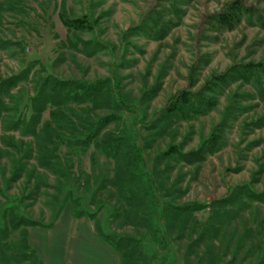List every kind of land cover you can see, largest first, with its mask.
Wrapping results in <instances>:
<instances>
[{
	"label": "rangeland",
	"instance_id": "rangeland-1",
	"mask_svg": "<svg viewBox=\"0 0 264 264\" xmlns=\"http://www.w3.org/2000/svg\"><path fill=\"white\" fill-rule=\"evenodd\" d=\"M246 65H264V0H0V81L23 73L0 91V212L41 224L1 235L0 264H122L95 220L73 215V198L103 228L140 237L154 254L143 264L166 253L144 227L147 215L127 219L116 161L96 141L80 145L85 128L108 114L116 120L98 140H134L144 161L137 168L153 176L161 201L209 204L181 232L162 218L175 264H264V202L212 206L240 185L264 191V72L243 79L235 68ZM215 75L226 79L208 91ZM48 79H109L114 91L96 106L50 104L30 125L31 98ZM186 90L213 105L190 118L168 111ZM202 147L203 158L182 159Z\"/></svg>",
	"mask_w": 264,
	"mask_h": 264
},
{
	"label": "trees",
	"instance_id": "trees-1",
	"mask_svg": "<svg viewBox=\"0 0 264 264\" xmlns=\"http://www.w3.org/2000/svg\"><path fill=\"white\" fill-rule=\"evenodd\" d=\"M227 17L228 19H233V16L231 15H228ZM65 23L69 26L72 25L68 20H66ZM259 67L262 68L264 72V65L236 67L235 71L241 76V78L248 79L249 76L255 74L257 70L260 69ZM21 77H23V73L0 81V91L5 92L11 87H15L22 79ZM222 77H224V75H215L208 79L206 84V88H208L207 90L212 91L217 82L226 79ZM115 86V99L117 98V100H120L121 93L119 87L117 84H115ZM113 91L114 88L111 87L109 79H99L96 81L80 79H54L50 81L48 79L40 84L37 91L38 95L31 98L34 110L31 116L30 125H39L41 123V115L50 104L55 106L58 111L62 110L63 106L67 105L69 102L84 103L89 100L94 106H96L101 98L105 96L107 97L108 95L112 96ZM170 101L173 104L167 109L168 111L188 118L193 114L204 112L208 107L213 105L212 99L204 93H198L197 97L187 90L181 95H176ZM0 105H2V101L0 102ZM54 115L55 113H52V119L53 117L55 119ZM114 120H116L114 114L99 117L88 128H85V131L83 132L84 139L80 141V145L89 146L92 142L96 141L98 148H100L108 157H111L116 161L117 171L112 181L113 185L118 188L120 195L125 199L128 206V209L126 210L128 212L126 215L127 219L132 220L130 218L133 216L136 218L135 222L140 223L141 219L138 218L142 215H147L144 227L150 231L149 233L153 237L156 245L166 251V253L156 256L158 259L157 264H175L171 251V240L160 225L162 218L167 219V225L170 228L172 227L170 221L172 219L177 220L179 222L178 228L180 231L187 227L194 212L209 207V204L207 205L199 201H191L180 205L174 202L161 201V197L156 190V183L153 176L149 172L147 173V171L143 169L139 170L137 168V164L140 163L141 165H144V161L141 149L134 140H130L126 135H120L119 137L111 136L108 133L105 134L102 139L98 140L102 131ZM134 124H136V121H134ZM32 132V135L36 137L39 135L36 131V127ZM129 149L133 150V155H130L127 152ZM203 149L204 148L202 147L199 148V150L181 154V157L188 163L193 162L204 157L205 154H201ZM215 150L206 149L204 152L212 153ZM128 156L130 157V160H128ZM138 198L143 200L144 203H138L136 201ZM244 199L264 202V191H256L250 184L240 185L232 189L228 195L217 200L216 204L214 203L212 206H239L240 203L242 204L245 201ZM71 203L72 212L76 218L87 216L89 219L95 220L96 232L106 243L110 246L112 245V247L120 254L119 257L121 258L122 264H143V262L147 263L154 257L153 253L144 250L140 243V237L130 234H119L112 231V229L110 230L108 226L103 228L100 222L96 221V213H87V211L80 210L77 199L73 198ZM9 208H6L3 214L0 212V236L4 234L7 239L9 236L8 234H10L11 231H16L21 227L41 225L38 221H31V219L24 216H18L14 212L10 213ZM1 219L5 221L3 227L1 226ZM204 233L205 232H202L198 239L203 240ZM22 235L21 245L30 249L29 231L24 230ZM33 254L37 255V251L35 250Z\"/></svg>",
	"mask_w": 264,
	"mask_h": 264
},
{
	"label": "crops",
	"instance_id": "crops-1",
	"mask_svg": "<svg viewBox=\"0 0 264 264\" xmlns=\"http://www.w3.org/2000/svg\"><path fill=\"white\" fill-rule=\"evenodd\" d=\"M100 237V236H99ZM102 239V238H101ZM106 243V242H105ZM108 244V243H107ZM111 247H112V245H111ZM113 248V247H112Z\"/></svg>",
	"mask_w": 264,
	"mask_h": 264
}]
</instances>
